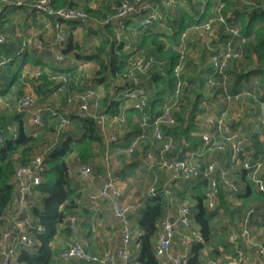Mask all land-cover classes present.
I'll list each match as a JSON object with an SVG mask.
<instances>
[{
	"label": "trees",
	"instance_id": "trees-1",
	"mask_svg": "<svg viewBox=\"0 0 264 264\" xmlns=\"http://www.w3.org/2000/svg\"><path fill=\"white\" fill-rule=\"evenodd\" d=\"M89 1L83 0L82 3H78L74 0H52V3L56 6L65 5L82 8L96 19L103 20L108 13L113 12L122 0H110L105 10L92 8ZM152 1L154 3V0ZM187 1L191 2V0ZM224 1L223 13L231 12V16L227 17L228 23L238 26L241 33L246 37L241 45L237 42L234 44L235 49H241V56L229 61L227 72L231 74L230 66L232 65V71H234L232 83L234 85L241 78L248 79L251 75H256L258 78L256 88L255 90L249 88V91L259 93L258 90L261 89L260 94L264 98V0ZM247 1L252 3L251 8L247 6ZM214 3L215 0H207L204 11L200 12L197 19L188 12L180 10V18L173 20L174 32L170 35L163 31H157L149 25L143 26L144 28L138 35L136 45L131 48L125 46L122 39L123 33L121 37L117 38L110 23L101 24L105 32L103 38L89 54L77 55L85 62L95 63L97 66L94 70L96 80L102 82L107 89L111 88L113 92L118 93L116 94L118 97H113V94L107 92L103 102H100L102 111L110 114L119 113L122 106L119 89L121 90L127 86H141L148 95L145 112L149 116L159 114L163 103L172 95L175 88V76L172 72V66L177 60L176 49L179 35L188 24L201 22L205 19L211 13ZM1 10L0 0V16ZM163 11L164 6L161 4L157 7L158 16L163 14ZM62 43L67 45L66 49L72 47L69 36L65 35V39L58 44ZM138 54L153 55L155 58L150 71L146 75L140 76L144 79L139 81H137V78L131 80L125 76L130 58ZM24 61L25 59L19 60L10 56L2 72H11L15 82L21 74ZM249 67L252 68L249 69ZM39 70L40 75L35 78L33 88L38 97L40 96V99H42V91L54 82L48 78L43 66ZM54 71L58 72L60 70ZM117 80H124L121 87L117 88V84H114ZM184 85L182 89H184ZM199 87L193 91L192 99L186 100L185 104H182V101L184 97H188L183 96L181 92L179 110L175 112L176 122L171 126L164 127V130L171 133L175 139L172 149L167 152V155L171 158L176 157L183 143L186 145L184 153L187 150L202 146L203 139L199 133L200 126L195 116L196 112L204 110L200 106L199 98L202 93ZM9 91L11 90L8 88L0 90V97L4 100L0 102V134L3 136L0 143V234L3 230L11 228L14 223L10 221L8 224L6 217L18 196V190L15 188V182L13 181L15 169L20 165L30 163L35 155H43L44 167L41 172V181L30 189L24 200L29 208L30 219L28 220L27 235L32 239V244L18 251L15 262L16 264H53L52 241L54 236L61 224L65 223L63 220L67 216L70 214L78 216L79 203L77 200L80 197V192L78 183L73 180L71 175L70 156L73 154L74 161L78 164L89 165L95 170L92 164L95 155L94 147L95 144H103V132L92 116L84 114L77 116L78 120L84 125L81 135L63 137L57 129L58 135L60 134L58 141L55 144H50L48 140L43 138L40 123H27L26 127L24 126L22 121L24 110H16L10 103L11 101H8L10 99L4 97L5 93ZM233 91L239 90L233 89ZM19 93L16 97L21 95V91ZM184 94L186 93L184 92ZM5 101L8 104L5 105ZM133 111L136 112L139 118L141 117V111L135 109ZM15 121L17 123L14 126ZM232 125L236 127L237 124L232 121ZM9 126L14 128V134L9 132L7 128ZM252 127V125L244 126L247 133V135L245 134L247 148L252 150L253 155H260L264 159V131ZM260 133L263 135L262 138L259 137ZM128 143L125 144L126 147ZM138 156L139 153L136 150L131 153V165H134ZM229 162H232L231 159ZM200 165L202 168L205 166L204 164ZM234 172L232 176L228 173V177L238 183L239 188L236 191L226 190L222 185V179L219 182L221 211L224 210V213L228 214L230 218H234L236 212L238 213V211L243 210L244 207L252 203L255 204L254 208H263L264 210V191L256 189L248 178L247 171L241 166ZM119 174L121 176L122 172ZM173 174L175 175L168 185L171 188L156 186V193L154 195L146 194L141 204L130 214L134 219V226L139 231L136 238L138 246L131 253V262L159 264L154 247L156 236L161 231L160 222L166 216L171 217L169 210L171 209L175 213L178 204L189 206L191 225L198 230L200 235L199 239L193 238L190 241L184 264H204L205 256L212 258L220 253L219 246L222 247L223 252L231 253V256L235 255V247L225 240L226 228L220 230L217 227V217L220 210L208 209L203 203L206 195L207 179L205 177L184 176L181 172ZM172 195L174 200L170 202ZM233 200H239V205H234ZM172 207L176 208L172 209ZM254 208L245 209L246 216L243 212L241 214L242 220L245 218L246 221H249L252 218ZM82 210L90 212L87 208ZM172 218L175 219L176 217L173 215ZM254 222L259 227H264V213ZM65 224L68 226L67 223ZM38 226L41 228H38ZM65 229L69 230V228ZM77 262L79 264H93L81 258Z\"/></svg>",
	"mask_w": 264,
	"mask_h": 264
},
{
	"label": "built area",
	"instance_id": "built-area-1",
	"mask_svg": "<svg viewBox=\"0 0 264 264\" xmlns=\"http://www.w3.org/2000/svg\"><path fill=\"white\" fill-rule=\"evenodd\" d=\"M16 6H25L28 11L46 14L53 19V28L55 33V42L60 43L65 39V23L76 21L86 23L90 20V15L82 8L70 6H56L52 0H3ZM173 1V0H166ZM202 11L206 7L207 0H200ZM250 8L253 6L250 1L246 2ZM225 5L224 0H215L211 8V13L201 22L187 25L179 35L177 45V60L172 66V72L175 76V88L172 95L163 103L159 114L149 116L145 112L148 102L146 90L141 86H127L119 91V97L123 103V109H131L142 112L140 117L139 130L133 134L126 147L128 154L137 150L147 139L150 133L151 143L158 142L159 148L155 152L147 149L144 153L147 160L163 170L173 173L181 172L184 176L205 177L207 179L206 195L204 205L211 210H220L219 182L222 179L223 186L228 191H236L238 183L228 177V171L217 161L205 163L202 168L197 157L203 152L192 150L184 153L180 161L176 157L171 158L167 155L173 145L174 136L167 133L164 127L175 124V112L179 110L180 98L183 85L185 84L184 72L187 66L189 53L190 35L202 40V46L207 49L206 39L219 40V32L224 31L227 34L222 42L219 41L217 48L210 49L209 64L210 71L203 75V80L209 94H203L199 98L200 106L203 107V121L199 124L200 135L203 139L202 150L216 149L218 151H228L233 163L239 164L241 168L247 171L248 178L254 184L257 190L264 191V159L260 155H253L252 150L247 148V137L245 134L232 125V118L228 114L226 107L213 108L209 100L214 97L217 101L226 104L238 101L242 98V90L233 91L230 74L227 72L229 61L241 56V49H235L234 44L244 43L246 37L241 33L236 25H230L228 18L231 12L223 13ZM264 7V6H263ZM140 18L143 26H148L152 21L158 18L157 6L152 0H122L113 12L108 13L103 20L94 19V22L103 24L110 23L117 38L121 37L127 26L128 20ZM7 40V35L0 31V45ZM29 39L22 41V47L28 45ZM47 46L41 40H36L33 44L34 49L42 50ZM58 59L62 60L63 55L58 54ZM72 64L77 66L76 75L71 76L66 71L48 73V78L54 82L55 92H62L66 100L78 102V109L84 115L92 116L96 123L102 129L106 142H117L119 137L116 133H106L105 126L108 121L121 122L124 120L123 112L110 114L102 111L100 100L94 88L80 83L79 77L88 68V62L73 59ZM155 62L153 55L138 54L130 58L125 76L128 79L136 80L140 76L146 75ZM40 70L32 72V77L38 78ZM73 84L79 86L75 90ZM202 92V91H201ZM249 100L255 107V118L264 125V98L258 92H247ZM209 95L211 98H209ZM4 100L0 97V102ZM10 103L16 110H28L31 114L33 123H41L42 113L47 110L52 117L56 119V128L58 131L64 130L70 123V118L62 113L56 106H51L39 102V97L35 93H26L15 97ZM8 104V102H4ZM10 133H15L14 128L7 127ZM3 136L0 134V143ZM147 141V140H146ZM43 155L37 154L32 157L30 163L20 165L15 169L13 181L17 185L18 196L14 206L21 207L26 199L30 189L41 181V172L43 170ZM79 171L85 177L92 179L94 171L91 166L82 164ZM218 173V174H217ZM156 193V185L151 184L147 189V195ZM101 199L108 200L109 207L113 216L118 220L122 230V246L117 249H105L101 253H92L86 250L87 243L80 239H74L68 243L61 251L60 258L63 261H69L75 258H81L85 261L96 264H132L129 251L127 249L130 240L133 237V230L130 226L129 215L137 208L136 202H124L120 198V190L114 177L108 176L101 185L90 194L91 201ZM63 222L68 227L75 229L77 226L76 214H70ZM161 231L156 236L155 256L159 264H184V256L181 254H171V246L176 230V223L184 229L181 234L182 244H188L193 238L199 239L200 235L197 229L191 225L189 217V206L183 204L178 208L175 219L166 216L161 220ZM29 227L27 221H14L11 228L5 229L0 234V264H16L18 253L17 245L30 246L32 239L27 235ZM38 228H41L38 226ZM226 241L233 244L236 254L227 257H212L204 261V264H264V242L258 240L253 235L249 226H243L240 232L229 231L226 234ZM244 242L249 247H253L257 253L256 258H249L240 246Z\"/></svg>",
	"mask_w": 264,
	"mask_h": 264
},
{
	"label": "crops",
	"instance_id": "crops-1",
	"mask_svg": "<svg viewBox=\"0 0 264 264\" xmlns=\"http://www.w3.org/2000/svg\"><path fill=\"white\" fill-rule=\"evenodd\" d=\"M74 1H77L78 3L83 2V0ZM199 1L200 0H191V2L187 0H173L170 2L166 0H154V3L157 7H159L161 4L164 6V11L163 14H160L156 20L149 24V26L157 31H163L167 35H170L174 32L175 25L173 26L172 24L173 20L175 18H180V10L188 12L190 15H193L195 19L200 16V12L202 11V3ZM109 2L110 0H90L89 5L92 8L105 10L108 7ZM1 5L2 10L0 16V31L7 35V40L0 45V90H3L4 88L10 89L11 91L6 92L4 95V97L9 98L10 100L14 99L18 94H20L19 91H21V95L32 92L35 93L33 88V82L35 81V78L32 77V72L36 69H39L41 66H43V69L46 70L47 74L54 70H60L58 72L64 70L71 76L76 75V62L75 64H72L71 61L73 59L81 60L77 54H89L92 52L95 45L99 43L105 33L104 27H102L101 24L94 22V19L96 18L91 15L90 20L86 23L68 21L65 23V33L67 37L69 36L71 38L72 47L70 49H66L67 45L63 43L58 44L55 42L53 19L51 17L46 14L28 11L25 6H16L3 0H1ZM143 28L144 27L141 24L140 18L128 20L122 37L126 47L128 46L131 48L136 45L138 35L141 30H143ZM226 37L227 34L222 30L219 32L218 41L207 38L205 42L207 49H205L202 46L203 43L201 39L190 35V42L188 44V64L184 73L185 85L184 89H182V95H186L188 98L184 97L182 104H185L186 100L192 99L191 97H193L194 94L193 91L199 86H201L199 89L202 91V95L209 94V90L207 89V86L203 80V75L210 71L208 59L209 52L210 49H213L214 47L217 48L219 41L222 42V39H225ZM25 38H28L30 42H28L27 47L23 48L21 44ZM36 40L43 41L47 44V46L42 50L34 49L33 44ZM192 46L195 47V50L191 51ZM58 54L63 55L62 60L58 59ZM10 56L12 58L16 57L19 60L25 59L21 74L15 82L11 72H2L5 64L7 63L6 61L10 58ZM189 65H191V70H189ZM96 68L97 66L95 63L91 61L88 62L87 70L79 77L81 85L83 87L88 85L94 88L96 94L98 95L97 98L101 103L103 102L104 97L107 95V92L113 94V97H118V95L116 96L118 93L113 92L111 88L107 89L102 82H98L96 80L94 75V70ZM250 68L252 67H249V69ZM232 69L233 66L231 65V72ZM230 75L232 76V74ZM233 78V76L230 78L232 82ZM143 79L144 77H138L137 81ZM257 80L258 78L256 75H251L248 79L241 78L240 81L235 85L232 83V89L242 90L244 94L240 100L229 104L219 102L214 97L211 98L209 95V98H211V100H209L210 105L216 109L226 107L233 122V116H238L243 113V116H241L245 123L236 125V128L239 130V132L243 134L246 133L244 131V125H248L246 119H248L249 123L251 122L253 125V118H255V116H245V111L242 110H239L238 113L237 111H234V113L232 112L231 114L229 113L231 109L230 107L231 104L234 103L236 106L242 105V103L245 101V98L248 100L249 96L247 92H250L249 88L255 90ZM123 81L117 80L114 82V84H117L118 88L119 86L121 87ZM73 87L75 90L80 88L79 86H76V84H73ZM185 91H189V93L184 94ZM41 95L42 99H40L39 96V102L56 106L62 113L66 114L70 118V123L64 130H60V134H62L63 137L81 135L84 125L77 118V116L83 115L78 109V102L76 100L68 102L62 92H55L53 84H51L50 87L44 89ZM255 111V107L252 108V113H255ZM120 112H123L124 120L121 122L108 121L104 129L106 130V133H116L119 137V141L108 143L105 141V137L103 135V144H95V155L92 163L95 170L93 169L94 177L92 179L85 177L80 173L79 166L81 164H78L76 161H74L73 154L70 156L71 175L73 180L78 183V190L80 192V197L77 200L79 203L77 226L75 229H71L66 226L65 223L61 224L52 241L54 257L53 264H79L77 262L79 258L63 261L59 257L60 251L74 239L85 241L87 243L86 250L97 254L101 253L105 249H117L122 246L121 225L113 216L108 200H90V194L97 190L103 180L107 179L108 176L115 178L120 190L121 200L124 202H136L137 207L141 204L144 196H146L147 189L151 184H155L157 187H164L170 184L171 178L165 179L162 175V173H168V171L158 168L155 164L147 160L144 155L147 149H151L156 152L159 148L158 142L155 141L151 143L150 133L147 136V141L145 140L136 150L138 151L139 156L137 157L134 165H131V154L126 152L125 144L128 143L133 134L139 130L140 118L137 116L136 112L133 111V109L129 107L123 109V103L120 108ZM23 114L22 121L24 126L26 127L27 123L32 124L33 122L31 120L30 112L28 110H24ZM195 116L200 124L203 121V111L196 112ZM16 123L17 122L15 121L13 125L15 126ZM40 124V126H42L43 138L48 140L50 144H55L58 141L60 134L58 135L57 133L58 130L56 128V119L51 116L49 111H43L42 121ZM255 126H257L256 130L264 131V129L262 130L259 127V124ZM255 126H253V128H255ZM259 137L262 138L263 135L260 133ZM201 147L202 146L197 149L187 150L185 153L192 150L203 152L201 156L197 157L199 164H205L212 160L217 161L222 167L227 169L230 176L234 175V171L239 168V164L229 162L230 157L228 151L222 152L213 148L202 150ZM121 172L122 175L120 176L119 173ZM144 180L147 181V184L149 183L147 189L145 185V187L142 186V184H144ZM14 186L16 189L18 188L17 185ZM170 200V202H173V195L171 196ZM180 205L181 204H178L176 206L177 209L175 213L172 212L171 209L169 210V215L171 218L173 215L177 217V211L179 208L178 206ZM20 208L21 207L12 206V210L10 209L9 214L6 217L8 224L10 221H16V216ZM84 208H87V210L90 212L83 211L82 209ZM175 208L172 207V209ZM129 222L133 230V237L130 240L127 249L129 251V255L131 256V253H133L138 246L136 238L139 235V231L134 226V219L132 215H129ZM65 228H69V230ZM259 229L260 233L264 231V227L262 226H260ZM183 232L184 229L181 227V225L176 223L175 235L170 252L171 254H181L185 258L190 242L188 244H182L180 236ZM226 233H228V231ZM263 238L264 236L260 238V241L264 242ZM16 245L18 251L21 248L26 247H20V244ZM240 245L244 253L249 256V258L257 257L255 249L254 252H251V248L253 247H249L244 242H241ZM218 249L220 250V253L215 257L231 256V253L223 252L221 246H219ZM208 258L210 257L205 256L204 261ZM132 264L137 263L132 261Z\"/></svg>",
	"mask_w": 264,
	"mask_h": 264
},
{
	"label": "rangeland",
	"instance_id": "rangeland-1",
	"mask_svg": "<svg viewBox=\"0 0 264 264\" xmlns=\"http://www.w3.org/2000/svg\"><path fill=\"white\" fill-rule=\"evenodd\" d=\"M192 50H195L194 46H192L191 51ZM204 61H205V59H204ZM188 67H189V70H191V65H189ZM233 72L234 71L231 72L232 76H233ZM232 76L230 78H232ZM258 91H259V93H261V89H259ZM185 93H189V91H185ZM250 104H251L250 100L249 99L246 100V98H245V101L242 103V105H237L236 106L235 103L231 104V107H230L231 109H230L229 113L232 114V112L234 113V111H237V113H238L239 110H242V111H245V116H256V113H252V108H254V107L252 106V104L251 105ZM241 115L243 116V113H241ZM241 115L233 116V118H234L233 120H234V122L237 125H241V124L245 123L242 120L243 118H242ZM238 117H239V120H238ZM253 119H254L253 125L251 124V122L249 123L248 119H246L248 125L255 126V125L259 124V127L261 129H264L263 125L260 122H258V120L256 118H253ZM248 125H244V126H248ZM256 127L257 126H255V129H256ZM244 131H245V129H244ZM245 134L247 135V133H245ZM162 175H163V178H165V179L171 178V180H172L173 176L175 174L168 172V173H162ZM143 183L144 184H142V186L143 187L146 186V189H147V186H149L148 185L149 183L147 184V181H145V180H144ZM166 187L171 188L168 185H166ZM233 203H234V205L237 206V205H239L240 202H239V200H233ZM254 205H255L254 203L249 204L247 207H244L243 210L238 211V213L236 212L234 218H230L228 214L224 213V210L220 211V213L218 214V217H217V227H218V229L221 230V228H226V232L227 231L229 232L231 230L234 231V232H240L241 227L247 225V226H249L252 229V232H253V235L255 236V238L258 239V240H261L260 238L262 236H264V231H262L260 233V229H262V228L259 229V226L254 222V220L256 221L258 219V217H260L264 213V210H263V208H254ZM249 208L250 209L254 208V211L252 213V218H250L249 221H246L245 218L242 220L241 214L243 212H245L244 216H246L245 209L249 210ZM251 252H254V248H251Z\"/></svg>",
	"mask_w": 264,
	"mask_h": 264
},
{
	"label": "water",
	"instance_id": "water-1",
	"mask_svg": "<svg viewBox=\"0 0 264 264\" xmlns=\"http://www.w3.org/2000/svg\"><path fill=\"white\" fill-rule=\"evenodd\" d=\"M185 143L182 144V146L179 148L178 153L176 155V160L180 161L183 156H184V151H185ZM29 213H28V206L24 202L21 205V208L16 216V221H27L29 219Z\"/></svg>",
	"mask_w": 264,
	"mask_h": 264
}]
</instances>
